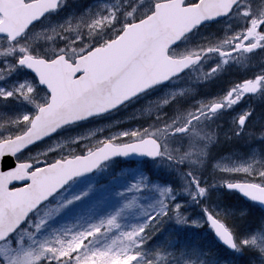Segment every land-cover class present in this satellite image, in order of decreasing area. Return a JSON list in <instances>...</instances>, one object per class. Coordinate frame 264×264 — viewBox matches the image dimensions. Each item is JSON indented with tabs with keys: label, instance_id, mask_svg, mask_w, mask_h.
<instances>
[{
	"label": "snow or ice",
	"instance_id": "snow-or-ice-1",
	"mask_svg": "<svg viewBox=\"0 0 264 264\" xmlns=\"http://www.w3.org/2000/svg\"><path fill=\"white\" fill-rule=\"evenodd\" d=\"M64 2L0 0V264H197L183 253L148 248L169 221L197 228L207 223L228 248L256 252L264 264V222L238 236L225 213L207 203L220 185L264 205V155L258 151L208 171L218 138L243 134L248 142L264 141V126L248 124L251 102L264 97V0H112L40 27ZM211 21H217L214 31L179 48L187 34ZM22 70L28 79L9 81ZM226 72L239 75L216 95H197L198 85ZM169 80L187 83L150 102L145 113L154 118L147 127L95 140L89 133L58 155L52 154L60 144L21 158L63 126L116 109ZM242 101L248 107L231 116L221 134L223 118ZM132 153L159 158L178 184H151L145 176L118 190L120 202L98 218L59 221L88 193L53 205L58 190ZM145 193L155 194L147 205ZM182 194L200 206L204 219L191 217L177 201Z\"/></svg>",
	"mask_w": 264,
	"mask_h": 264
},
{
	"label": "rangeland",
	"instance_id": "rangeland-1",
	"mask_svg": "<svg viewBox=\"0 0 264 264\" xmlns=\"http://www.w3.org/2000/svg\"><path fill=\"white\" fill-rule=\"evenodd\" d=\"M112 0H65L62 6L50 16L45 18L40 27H51L52 25L62 23L70 17L79 16L86 8H96L104 3H111ZM217 25V24H216ZM216 25L206 26L196 31L185 41H183L179 48H185L189 45L195 44L201 35H207L209 32L216 29ZM213 61H209L212 63ZM27 71L22 70L14 74L9 78V81L20 80L23 81L29 77L25 75ZM239 75L235 72H226L215 80L205 82L197 86V95L202 97H210L223 91L226 83L231 78ZM3 83V82H0ZM187 83L186 80L172 81L167 86H163L159 89H155L138 99L128 103L116 112L107 116L99 117L86 121L80 124L69 126L60 131L54 137L42 142L41 144L28 149L25 153L21 154V158L29 155L46 151L50 147H54L56 144L62 145L61 149H58L56 153L52 155H58L60 151L64 149L76 147L71 144V140L77 136H88L89 133H94L90 137L91 140L106 138L112 134H116L121 131H131L137 128L147 127L149 122L154 118L145 113V109L151 106L150 102L158 101L169 94L171 91H175ZM253 106L252 115L249 117L248 124L253 123L255 126H264V97L259 100L251 102ZM249 105L248 101H242L239 105L230 109L228 114L223 118V127L220 129L221 134L227 132L230 125L228 120L231 116L241 113ZM16 110L26 108V105L15 106ZM171 106H165L164 110L169 111ZM102 129V131H99ZM226 143H225V142ZM220 144H214L210 148V165L208 171L211 170V165L217 162L230 163L231 161H243L246 160L254 150L258 151L261 155H264V143L258 144L257 141H247V138L241 135V138L234 140H224ZM148 163H127L121 160L112 161L103 166L96 174L85 178H80L72 182L64 191L51 200V204L63 203L66 200L72 199L75 196H81L82 193L87 192L86 196H81L80 200H74L72 204L68 205L60 214V222H75L77 219L83 218H98L104 214L108 208L116 206L120 202V198L116 197L118 190L127 188L131 182H135L138 179H142L145 176L148 178L151 184L170 185L168 183L162 184L157 181H151L148 174V169L145 167ZM157 168L168 167L166 163L158 161ZM165 170V169H160ZM165 178V176H164ZM223 186L217 185L211 189L210 195L207 198L208 206L215 208L216 211H223L231 222L230 225L235 227L238 236H247L255 233L259 230L260 226L247 231L242 225L237 213H247L253 206L250 203L243 201L240 198L230 199L227 196ZM145 199L141 202L145 205L151 203L155 199L154 193H145ZM228 198L229 202H225L221 199ZM226 199V200H228ZM195 203H189L187 211L191 213L192 218H203L201 208H191L189 205ZM190 209V210H189ZM139 210L137 209V212ZM261 212V222H264V213ZM236 214V215H234ZM143 217H139L133 222H140ZM206 223H204L205 225ZM202 227H205V226ZM195 231L199 228L192 226ZM250 264H261V258L256 252L245 250L241 252ZM197 264H200L201 261Z\"/></svg>",
	"mask_w": 264,
	"mask_h": 264
},
{
	"label": "trees",
	"instance_id": "trees-1",
	"mask_svg": "<svg viewBox=\"0 0 264 264\" xmlns=\"http://www.w3.org/2000/svg\"><path fill=\"white\" fill-rule=\"evenodd\" d=\"M249 126L256 128L260 127L255 126L253 123L249 124ZM223 141L224 140L218 138L217 144H220ZM257 143L263 144L264 141L258 140ZM156 165L157 163H151L149 167L145 168L148 169L147 171L151 181H157L162 184L168 183L170 185L178 184V177H176L174 170L170 169L169 167L157 168ZM160 169L165 170L162 171ZM227 196H230L231 199H235L237 197L236 195L234 196V194L232 193H228ZM177 201L185 203L186 205L190 203L188 201L187 196L183 194L177 196ZM225 201L229 202V199ZM189 206L198 207L199 205L193 204ZM236 216L247 231H250L255 227L258 228L262 224L260 217L261 212L256 206H253V208H251L247 213H245V215L241 216L240 213H237ZM233 228L235 229V227ZM194 231L195 230L194 228H191V225H178L174 221H169L163 226L162 230L156 236L153 237V240L149 242L148 248L150 250H153L156 247H161L166 251L183 253L184 259L199 260L203 262V264H250L249 260L246 259L243 255H241L242 253H237L233 255L224 248H222L220 245H218L211 236V234L206 235L205 238H202L200 236V233L204 232L203 228H199L196 233Z\"/></svg>",
	"mask_w": 264,
	"mask_h": 264
},
{
	"label": "water",
	"instance_id": "water-1",
	"mask_svg": "<svg viewBox=\"0 0 264 264\" xmlns=\"http://www.w3.org/2000/svg\"><path fill=\"white\" fill-rule=\"evenodd\" d=\"M211 22H214V21H211ZM207 23H209V22H207ZM202 26V25H201ZM200 26V27H201ZM190 33H192V32H190ZM189 33V34H190ZM189 34H187V35H189ZM182 41V40H181ZM181 41H179L178 43H180ZM168 82V81H167ZM167 82H162L161 84H165V83H167ZM161 84H159V85H161ZM158 86V85H157ZM154 87H156V86H154ZM154 87H152V88H154ZM152 88H150V89H152ZM150 89H148V90H150ZM147 90V91H148ZM135 98V97H134ZM133 99V98H132ZM122 105V104H121ZM120 105V106H121ZM119 106V107H120ZM113 110H115V109H113ZM113 110H111V111H113ZM108 112H110V111H108ZM105 113H107V112H105ZM105 113H103V114H105ZM103 114H99V115H103ZM99 115H96V116H99ZM94 117V116H93ZM91 118V117H90ZM87 119H89V118H87ZM86 120V119H85ZM83 121V120H82ZM77 122H80V121H77ZM77 122H73V123H77ZM72 123V124H73ZM64 127V126H63ZM58 130H60V129H58ZM58 130H57V132H58ZM55 134V133H54ZM54 134H52V135H54ZM52 135H50V136H52ZM46 138H48V137H46ZM46 138H43L42 140H44V139H46ZM41 140V141H42ZM38 142H40V141H38ZM38 142H36V143H38ZM36 143H34V144H36ZM33 144V145H34ZM32 146V145H31ZM31 146H29V147H31ZM28 147V148H29ZM27 149V148H26ZM25 149V150H26ZM114 158H119V157H114ZM122 158H125V159H127V160H133V161H141V160H144L145 158H149V157H147V156H144V155H140V154H136V153H132V154H130V155H128L127 157H122ZM113 159V158H112ZM150 159H152V158H150ZM157 159V158H156ZM107 162V161H106ZM105 163V162H104ZM9 164H11V159H9ZM97 170V169H96ZM96 170H93L92 172H90V173H86V174H82V175H80V176H78V177H82V176H85V175H89V174H91V173H93L94 171H96ZM75 178H77V177H74L73 179H75ZM73 179H71L70 181H68L63 187H62V189L68 184V183H70ZM62 189H60V190H58V192L59 191H61ZM229 190V189H228ZM230 191H235V190H230ZM57 192V193H58ZM236 192H238V191H236ZM56 193V194H57ZM239 193V192H238ZM245 200H247V201H250L247 197H245V196H243V194H241V193H239ZM55 195V194H54ZM251 202H253V201H251ZM254 203H257V202H254ZM260 207H261V209L262 210H264V205H261V204H259V203H257ZM215 234V233H214ZM215 237H216V239H217V241H219L222 245H224L223 243H222V241L216 236V234H215ZM225 247H227L226 245H224ZM228 248V247H227ZM229 250H231V251H234V250H232V249H230V248H228Z\"/></svg>",
	"mask_w": 264,
	"mask_h": 264
},
{
	"label": "flooded vegetation",
	"instance_id": "flooded-vegetation-1",
	"mask_svg": "<svg viewBox=\"0 0 264 264\" xmlns=\"http://www.w3.org/2000/svg\"><path fill=\"white\" fill-rule=\"evenodd\" d=\"M215 24V23H214ZM216 24H217V22H216Z\"/></svg>",
	"mask_w": 264,
	"mask_h": 264
}]
</instances>
